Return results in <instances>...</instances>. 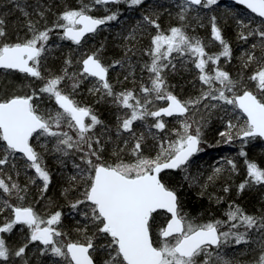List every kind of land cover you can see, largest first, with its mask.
Masks as SVG:
<instances>
[{"label":"snow or ice","instance_id":"1","mask_svg":"<svg viewBox=\"0 0 264 264\" xmlns=\"http://www.w3.org/2000/svg\"><path fill=\"white\" fill-rule=\"evenodd\" d=\"M238 2L245 12L226 10L222 25L214 10L219 0H175L167 8L159 0H80L62 7L57 0H15L25 19L14 36L9 13H0V70L23 74L11 90L0 88V264H244L224 249L254 239L258 252L247 264H264V214L228 200L226 219L205 218L187 210L182 195L198 184L203 196L225 172H239L233 156H222L203 183L199 173L191 174L196 154L209 143L206 130L214 117L215 143L239 140L245 158L246 178L236 194L264 187V166L249 158L247 147L264 142V0ZM206 20L219 51L209 52L196 31ZM229 21L240 41H255L241 53L243 68L254 69L247 77L252 87L243 72L233 75L221 64V57L227 63L234 54L225 35ZM113 27L123 54L106 61V41L92 38ZM54 36L70 41L79 54L69 48L55 65L62 45ZM145 37L148 45L137 49ZM134 54L147 55L141 67L147 80L138 89L134 83L116 90L109 72L128 67L135 81ZM180 69L195 70V95L182 94L187 81L170 79ZM86 80L92 81L87 91L95 102L111 98L117 107L114 132L93 104L75 95ZM49 156L57 168L48 164ZM66 161L72 170L65 174ZM55 172L67 177V211L64 204L48 206ZM30 186L48 202L43 211L38 200L29 201ZM231 189L225 182L224 195L209 199L220 203ZM69 216L76 217L74 229L65 225ZM13 232L18 240L10 244L6 235Z\"/></svg>","mask_w":264,"mask_h":264},{"label":"trees","instance_id":"2","mask_svg":"<svg viewBox=\"0 0 264 264\" xmlns=\"http://www.w3.org/2000/svg\"><path fill=\"white\" fill-rule=\"evenodd\" d=\"M29 4L35 3V0H27ZM15 0L12 3H0V13L8 12V27H9V34L15 35L17 29V23H22L24 21L23 14L13 7ZM57 3L60 7L63 4L68 3L71 5H78L80 0H57ZM159 3L164 4L167 8L170 4H174L175 0H159ZM223 5H227L230 10L239 11L244 13L245 10L242 7L236 6L233 3L225 2L224 0H219V5L217 9H214L217 12V15L221 17V23L223 25V17L225 12L220 10V7ZM172 10V9H170ZM256 22L259 23V19L254 17ZM169 17L167 15L162 17V22L164 26L167 27V22ZM171 22L176 23L177 20L173 15L171 17ZM115 23V22H113ZM21 32L24 29L20 30ZM59 31V30H56ZM191 32L192 29L189 28ZM197 33L204 37V42L209 52H216L220 50L219 42L214 41V38L210 37V24L205 21V26L196 29ZM225 35L230 40L232 47H233V58L225 63V58L221 57V64L226 67L233 75H237L240 72H243L246 77V82L249 83V86L252 87L253 84L250 81H247V77L250 73L254 70L253 67L243 68L242 66V59L241 53L244 51L245 48L248 47L249 44L255 42L253 38H249L247 43L240 41L237 38V30L234 25V22L229 21V23L225 26ZM54 40H57L62 45V48L58 52V56L60 59L55 60V65H59L60 61L63 59L64 54L67 53L69 48H72L73 54L78 55L79 53L76 51L75 46L67 40L60 41L58 37H53ZM94 42H102L106 41L107 43V52L105 53L106 61L109 60L110 54H114L116 58H120L122 56V49H120L119 44L123 41L119 37L118 33L115 30V27L112 29H104L102 30L99 35L92 38ZM212 41V42H210ZM149 43V38L145 37L141 44L137 45V49L147 46ZM92 43L86 45V47H92ZM259 51V50H257ZM148 57L146 54L143 56L134 54L132 56V60L134 61V66L136 68V80L133 81L132 76L130 75V69L128 67H120V66H113V68L109 72V78L113 81L116 90H121L122 88H129L132 87L135 83L137 89L139 88V81L143 79V77L147 74V69H144L143 76L141 75V67L142 61L147 60ZM211 64V62H209ZM193 67L194 66H191ZM3 75V78H2ZM23 74H8L6 75L4 71L0 70V88H4L5 86L11 90L17 84L21 82V77ZM127 76V79L125 77ZM196 76L195 70L189 71L186 69H180L178 73L172 74L170 79L175 81H180L183 83L187 81V84L184 85V92L182 94H191L195 95L200 88V84L193 81V77ZM86 80L81 85V90H78L75 95L81 101V103H88L93 104L94 108L98 111V114L101 116L102 120L105 121L107 125H111V131L114 132L115 124H116V116L118 115V109L115 105L110 102L111 98H108L104 101L95 102L96 95L94 93H90L87 91L88 86L86 84ZM92 82V81H91ZM171 119V118H169ZM218 121L213 118L212 121L209 122L208 130H206V138L208 139L209 143L207 145H203V151L201 153L196 154L195 160L191 166V174L196 176L199 173L198 179L201 183L206 181L207 176L211 174L213 165L216 163H223L220 160L222 156H233L237 160V166L239 168V172H225L222 176L218 177L213 183L209 184L207 189L205 190V194L203 196H199L198 192L200 191L199 185H188L186 190L182 192L184 197L186 209L192 212L193 215L202 214L203 217L207 218L209 214H213L214 216H224L225 209L227 208L228 200H235L237 203L243 205L245 209L249 212H255L257 214H264L262 210H264V187L256 185L250 189H247L243 194L237 195L236 194V186L239 184L241 180L246 178V165H245V158L242 157L239 153V140L227 143V144H216L215 141L219 139L218 136ZM139 128V125H137ZM143 130V129H140ZM151 142V141H150ZM248 147V156L249 158L256 159L261 166H264V142L259 140L252 142ZM48 164L52 168H57V163L53 160L50 156L47 158ZM217 161V162H216ZM67 167L65 168V174L68 171H71V163L70 161H66ZM31 171V170H30ZM54 183L50 185V189L47 192V196L50 198V208L53 210L61 204L65 205V211H67V205L64 196L62 195L63 188L65 186V181L67 179L66 175H62L58 172L54 173ZM20 180L22 183H27V178L23 175L20 176ZM228 182L232 185L231 193L226 197L225 200L221 201L220 203L216 202V197L213 196L212 199L209 197L212 193H216L217 196L224 195L222 190V185ZM30 195L28 197L30 202L38 200L42 202L43 200L39 196V192L36 188L30 186ZM2 194V191H0ZM3 196V194L1 195ZM226 219L227 217L224 216ZM76 217L69 216L65 220L66 227L70 229H74L76 227L74 220ZM73 236L76 235L75 231L72 232ZM256 232L253 231V237L255 238ZM6 239L10 242V244H15L18 240V233L13 232L11 234L6 235ZM224 252L234 257L236 261L244 262L247 264V261L251 260L256 256L258 252V246L256 244L255 239L249 245L245 242H241V244H231L227 245L224 249Z\"/></svg>","mask_w":264,"mask_h":264},{"label":"rangeland","instance_id":"3","mask_svg":"<svg viewBox=\"0 0 264 264\" xmlns=\"http://www.w3.org/2000/svg\"><path fill=\"white\" fill-rule=\"evenodd\" d=\"M220 10L223 11V12H226V10H230V9H229V7H228L227 5H223V6L220 7ZM210 65H211V64H210ZM147 74H148V73H147ZM147 74L143 77V79L147 80ZM2 78H3V75H2ZM139 82H140V81H139ZM86 84H87V86H88V88H89V87L92 85V82H91V81H87ZM216 162H217V161H216ZM31 171H34V170H31ZM2 194H3V193H2ZM2 194H0V196H1ZM3 196H4V194H3ZM5 198H6V196H5ZM42 200H43V199H42ZM46 203H48V202L45 201V200H43L42 202H39V203L37 204L38 209H40L41 211H43V207H44V205H45ZM48 206L51 207L50 204H49ZM0 219H2V216H0Z\"/></svg>","mask_w":264,"mask_h":264},{"label":"water","instance_id":"4","mask_svg":"<svg viewBox=\"0 0 264 264\" xmlns=\"http://www.w3.org/2000/svg\"><path fill=\"white\" fill-rule=\"evenodd\" d=\"M225 2L233 3L236 6L242 7L245 10V6L239 4L238 0H224ZM258 18V17H257Z\"/></svg>","mask_w":264,"mask_h":264},{"label":"flooded vegetation","instance_id":"5","mask_svg":"<svg viewBox=\"0 0 264 264\" xmlns=\"http://www.w3.org/2000/svg\"><path fill=\"white\" fill-rule=\"evenodd\" d=\"M1 71H3V70H1ZM19 74H22V73H19Z\"/></svg>","mask_w":264,"mask_h":264}]
</instances>
